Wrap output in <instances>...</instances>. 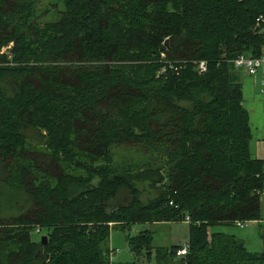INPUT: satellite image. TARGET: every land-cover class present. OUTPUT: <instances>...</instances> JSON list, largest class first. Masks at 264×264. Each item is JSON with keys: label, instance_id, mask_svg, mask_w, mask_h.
Here are the masks:
<instances>
[{"label": "trees", "instance_id": "1", "mask_svg": "<svg viewBox=\"0 0 264 264\" xmlns=\"http://www.w3.org/2000/svg\"><path fill=\"white\" fill-rule=\"evenodd\" d=\"M37 1L0 0V264H106L115 228L137 256L146 229L125 228L184 215L186 253L156 248L153 264H264V224L259 251L212 230L262 219L264 160L229 60L264 46V0H61L41 24ZM123 147L143 169L111 166Z\"/></svg>", "mask_w": 264, "mask_h": 264}, {"label": "rangeland", "instance_id": "2", "mask_svg": "<svg viewBox=\"0 0 264 264\" xmlns=\"http://www.w3.org/2000/svg\"><path fill=\"white\" fill-rule=\"evenodd\" d=\"M55 4L56 8L59 10L62 8L61 0H38L36 3V14H41L45 11L44 15L38 19V23L41 24L45 21H51L55 18V13L52 11L50 5ZM5 48H1L0 53L4 52ZM259 54V53H258ZM261 90V89H260ZM110 161L111 166L116 165L117 172H131L132 167H135V170H141L144 168L147 161V155L139 149L138 147L132 148H119V149H111L110 151ZM129 167V168H128ZM96 180L94 179L92 182L96 184ZM135 186L138 188V197L140 201L145 202L148 198L154 197L155 192L148 185L147 180H134ZM125 194L123 192H119L117 196H115L113 203H121L123 202V196ZM261 217L262 219L258 222L251 223L244 222L241 226L235 225H215L212 227L214 231H220L225 233H232L238 238L242 239L245 247L250 251H259L261 249V240L259 238L258 232L259 227H262L264 224V195L261 199ZM260 224V225H258ZM185 224L180 222H147V223H138L131 225V227L125 228L124 231L128 232L129 235L136 234L139 230L146 229V236L149 238L146 246H142L139 249V255L135 256L136 258L129 260L128 259V248L124 243L123 237L121 235L124 233L121 232L118 228L113 229L112 236L113 249H118L119 254L118 257L122 260L120 263L115 264H153V251L156 248L161 250H165L170 246V241L174 239L183 237V232L185 228ZM116 237V238H115ZM180 245V244H179ZM145 250L149 251L150 255L146 258ZM145 254V255H144Z\"/></svg>", "mask_w": 264, "mask_h": 264}, {"label": "crops", "instance_id": "3", "mask_svg": "<svg viewBox=\"0 0 264 264\" xmlns=\"http://www.w3.org/2000/svg\"><path fill=\"white\" fill-rule=\"evenodd\" d=\"M237 75L242 92V104L248 113V124L250 128V140H249V150L252 157L256 159L264 160V112L262 108L264 107V94L260 92L261 89V72L258 71L254 75H247L243 71H234ZM180 222V221H174ZM184 223L183 221H181ZM254 223V221H250ZM172 223V222H170ZM184 228L183 237L174 239L170 241L169 245L173 244H182L186 240L187 234V224ZM112 231L109 233L108 246L112 247L113 234ZM121 237H125L122 234ZM116 238V237H115ZM119 252V251H118ZM111 254L110 257H107L106 264H115L120 263L122 260L118 257L117 254ZM128 259L132 260L136 258L131 252L128 251ZM127 263V262H126ZM125 263V264H126Z\"/></svg>", "mask_w": 264, "mask_h": 264}, {"label": "built area", "instance_id": "4", "mask_svg": "<svg viewBox=\"0 0 264 264\" xmlns=\"http://www.w3.org/2000/svg\"><path fill=\"white\" fill-rule=\"evenodd\" d=\"M254 26L257 28V32L264 34V10L258 13L254 19ZM162 56V54H161ZM229 62L232 65L233 70L243 71L247 75H254L256 72H261V90L264 94V46L261 48L259 54L253 56L246 53H240L234 58L230 59ZM164 66L160 67L158 73H164L165 68L176 70V66H173L170 62L164 61ZM194 68L198 73H202L206 70V62L204 60H197L193 62ZM264 112V107L262 108ZM182 221L188 223V217L183 216ZM241 223H237V226H241ZM188 244L184 241L179 248L175 250V256H182L186 253Z\"/></svg>", "mask_w": 264, "mask_h": 264}, {"label": "bare ground", "instance_id": "5", "mask_svg": "<svg viewBox=\"0 0 264 264\" xmlns=\"http://www.w3.org/2000/svg\"><path fill=\"white\" fill-rule=\"evenodd\" d=\"M118 251H119L118 249H113V248L109 247V257L111 254L117 253ZM177 257H179V256H177Z\"/></svg>", "mask_w": 264, "mask_h": 264}, {"label": "water", "instance_id": "6", "mask_svg": "<svg viewBox=\"0 0 264 264\" xmlns=\"http://www.w3.org/2000/svg\"><path fill=\"white\" fill-rule=\"evenodd\" d=\"M164 45H166V41H164ZM40 241L45 242V236L44 235L40 236Z\"/></svg>", "mask_w": 264, "mask_h": 264}]
</instances>
